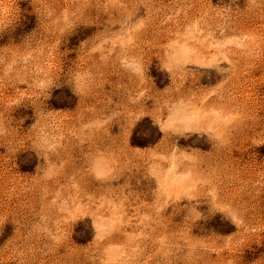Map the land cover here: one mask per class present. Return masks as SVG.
Returning a JSON list of instances; mask_svg holds the SVG:
<instances>
[{
  "label": "rangeland",
  "instance_id": "374dc122",
  "mask_svg": "<svg viewBox=\"0 0 264 264\" xmlns=\"http://www.w3.org/2000/svg\"><path fill=\"white\" fill-rule=\"evenodd\" d=\"M0 264H264V0H0Z\"/></svg>",
  "mask_w": 264,
  "mask_h": 264
}]
</instances>
